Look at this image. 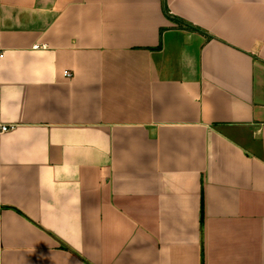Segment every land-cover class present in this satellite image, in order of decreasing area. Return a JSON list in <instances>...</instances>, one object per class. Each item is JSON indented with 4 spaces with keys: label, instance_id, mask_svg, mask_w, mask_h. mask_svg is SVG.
I'll use <instances>...</instances> for the list:
<instances>
[{
    "label": "crops",
    "instance_id": "obj_1",
    "mask_svg": "<svg viewBox=\"0 0 264 264\" xmlns=\"http://www.w3.org/2000/svg\"><path fill=\"white\" fill-rule=\"evenodd\" d=\"M2 126L0 264H264V0H0Z\"/></svg>",
    "mask_w": 264,
    "mask_h": 264
},
{
    "label": "built area",
    "instance_id": "obj_2",
    "mask_svg": "<svg viewBox=\"0 0 264 264\" xmlns=\"http://www.w3.org/2000/svg\"><path fill=\"white\" fill-rule=\"evenodd\" d=\"M64 74H65L66 77H71V74L69 72H64ZM10 129H11V127H7V126H2L0 128L1 132H6V131H8Z\"/></svg>",
    "mask_w": 264,
    "mask_h": 264
}]
</instances>
